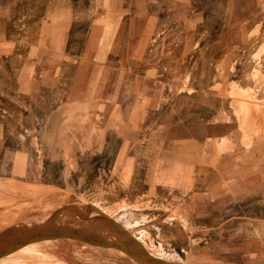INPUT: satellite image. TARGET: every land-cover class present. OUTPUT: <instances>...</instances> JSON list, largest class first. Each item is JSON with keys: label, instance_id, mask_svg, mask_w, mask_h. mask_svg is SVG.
Instances as JSON below:
<instances>
[{"label": "rangeland", "instance_id": "obj_1", "mask_svg": "<svg viewBox=\"0 0 264 264\" xmlns=\"http://www.w3.org/2000/svg\"><path fill=\"white\" fill-rule=\"evenodd\" d=\"M54 1L0 0V35L8 39L7 47L0 45V234L43 228L52 220L86 229L96 219L107 222L104 212L171 264H264V141L249 148L250 139L241 138L249 127L264 140V0H184L185 47L192 54L185 56V83L227 82L234 139L244 147L216 165L169 173V179L160 173L155 190L145 172L143 126L135 174V158L127 156L132 144L121 137L96 129L82 141L79 125L62 120L60 139L51 138L44 116L50 100L61 96L55 90L71 83L55 85L49 72L59 63L58 74L73 81L92 74L93 62L83 53L107 7L104 0H68L73 25L62 52L77 58L55 62L59 48L44 29ZM107 64L115 65L122 83L144 85L145 61ZM20 70L24 91L17 87ZM33 70L40 73L35 82ZM112 229L96 230L117 239ZM0 264L143 263L120 249L60 238L30 244Z\"/></svg>", "mask_w": 264, "mask_h": 264}, {"label": "crops", "instance_id": "obj_2", "mask_svg": "<svg viewBox=\"0 0 264 264\" xmlns=\"http://www.w3.org/2000/svg\"><path fill=\"white\" fill-rule=\"evenodd\" d=\"M104 2L106 13L91 27L83 53L86 60L93 62L92 74L73 81L67 75L58 74L59 63L49 72L55 85L71 83L64 91L56 89L55 94L61 96L50 100V111L44 116L53 135L50 137L60 139L58 127L62 120L79 125L82 141L88 140L90 132L96 129L100 135L121 137L128 146L132 144L127 156L135 158L132 161L135 174L138 172L137 143L143 126L145 172L154 190L158 188L155 180L160 173L166 174L167 179L169 173H190L197 167L216 165L218 160L231 156L234 149L243 148L244 142L234 139L237 122L227 82L224 85L185 83V56L192 55L186 53L185 47V1ZM67 4L68 0H55L44 26L46 39L59 48L54 55L55 62L77 58L74 53L62 52L73 25V14ZM0 45H8V39L2 34ZM228 57L229 54L222 59L225 66ZM126 60L145 61L143 86L122 83L115 65L111 68L107 64ZM33 72L29 77L35 82L40 73ZM25 77V70H20L19 90L24 91ZM126 116L132 121L126 123ZM244 136L251 141L249 148L264 141L249 127L242 132L241 138Z\"/></svg>", "mask_w": 264, "mask_h": 264}, {"label": "water", "instance_id": "obj_3", "mask_svg": "<svg viewBox=\"0 0 264 264\" xmlns=\"http://www.w3.org/2000/svg\"><path fill=\"white\" fill-rule=\"evenodd\" d=\"M101 213L110 226L119 232L120 235L117 239L110 240L100 235L95 225L86 229H76L74 227L56 226L55 221L52 220L43 228L34 229L31 227H21L9 229L1 233L0 259L33 243L70 238L94 246L120 249L143 264H171L162 258L150 254L119 221L104 212Z\"/></svg>", "mask_w": 264, "mask_h": 264}, {"label": "bare ground", "instance_id": "obj_4", "mask_svg": "<svg viewBox=\"0 0 264 264\" xmlns=\"http://www.w3.org/2000/svg\"><path fill=\"white\" fill-rule=\"evenodd\" d=\"M93 223H94V225L96 226L97 225V227L98 228H101L104 232L103 233H106L107 234V232H112L113 231V229H112V227L110 226V224L108 223V222H105L104 220H101V219H96L95 221H93ZM66 226V225H65ZM35 229V228H34ZM130 232V231H129ZM131 233V232H130ZM109 234H111V233H108V238L110 239V240H114V239H116L114 236H112V234H111V236L109 235Z\"/></svg>", "mask_w": 264, "mask_h": 264}]
</instances>
